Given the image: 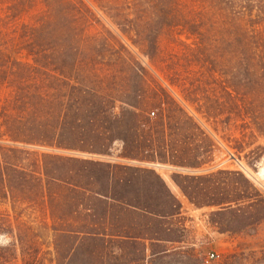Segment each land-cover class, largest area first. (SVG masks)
Wrapping results in <instances>:
<instances>
[{
    "label": "trees",
    "instance_id": "trees-1",
    "mask_svg": "<svg viewBox=\"0 0 264 264\" xmlns=\"http://www.w3.org/2000/svg\"><path fill=\"white\" fill-rule=\"evenodd\" d=\"M261 139L264 0H0V264H204L147 164L256 235Z\"/></svg>",
    "mask_w": 264,
    "mask_h": 264
},
{
    "label": "rangeland",
    "instance_id": "rangeland-1",
    "mask_svg": "<svg viewBox=\"0 0 264 264\" xmlns=\"http://www.w3.org/2000/svg\"><path fill=\"white\" fill-rule=\"evenodd\" d=\"M182 39L185 40V37ZM166 44L167 42H164V45ZM259 143H264V139H261ZM222 158H224L223 167L242 171L264 193V157L256 164L255 168L250 167L245 160L240 161L226 153L222 155ZM157 170L183 203L185 223L192 230L188 239L199 243L196 249H201V262L203 261L204 264H264V221L259 226L256 235L235 236L219 233L209 224V212L211 210L195 208L175 185L172 180V174L175 170L169 166ZM8 243L9 239L0 235V246H6ZM210 253H215L217 257L207 262ZM15 264L22 263L16 262ZM192 264H197V261L194 259Z\"/></svg>",
    "mask_w": 264,
    "mask_h": 264
},
{
    "label": "water",
    "instance_id": "water-1",
    "mask_svg": "<svg viewBox=\"0 0 264 264\" xmlns=\"http://www.w3.org/2000/svg\"><path fill=\"white\" fill-rule=\"evenodd\" d=\"M81 155H87V154H81ZM147 165L153 166L156 169H160V168H165L166 166L160 163H148ZM186 171H190V172H198L199 170H186Z\"/></svg>",
    "mask_w": 264,
    "mask_h": 264
},
{
    "label": "built area",
    "instance_id": "built-area-1",
    "mask_svg": "<svg viewBox=\"0 0 264 264\" xmlns=\"http://www.w3.org/2000/svg\"><path fill=\"white\" fill-rule=\"evenodd\" d=\"M217 257V255L215 253H210L207 257V262L210 260H214Z\"/></svg>",
    "mask_w": 264,
    "mask_h": 264
}]
</instances>
